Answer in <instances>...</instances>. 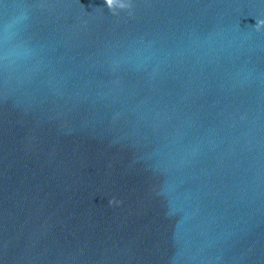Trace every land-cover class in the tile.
I'll return each mask as SVG.
<instances>
[{
	"label": "water",
	"instance_id": "water-1",
	"mask_svg": "<svg viewBox=\"0 0 264 264\" xmlns=\"http://www.w3.org/2000/svg\"><path fill=\"white\" fill-rule=\"evenodd\" d=\"M0 264H264V0H0Z\"/></svg>",
	"mask_w": 264,
	"mask_h": 264
}]
</instances>
